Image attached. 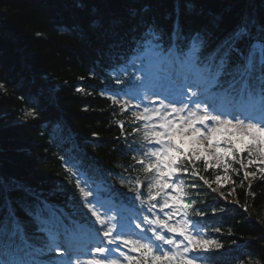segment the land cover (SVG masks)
Returning <instances> with one entry per match:
<instances>
[{
  "label": "snow or ice",
  "instance_id": "snow-or-ice-1",
  "mask_svg": "<svg viewBox=\"0 0 264 264\" xmlns=\"http://www.w3.org/2000/svg\"><path fill=\"white\" fill-rule=\"evenodd\" d=\"M195 8L194 0L178 2L167 28L132 8L110 33V83L100 94L123 117L116 140L130 158L114 173L120 187L108 186L114 206L103 207L79 172L83 199L60 181L45 187L0 175V264H212L213 253L224 249L202 231L223 234L190 190L202 181L247 212L235 187L219 189L264 182V15L249 12L219 36L214 20L181 23V10ZM7 87L0 81V89ZM23 115L27 122L40 113L29 108ZM65 166L73 167L66 159ZM232 211L211 208L213 216Z\"/></svg>",
  "mask_w": 264,
  "mask_h": 264
},
{
  "label": "trees",
  "instance_id": "trees-1",
  "mask_svg": "<svg viewBox=\"0 0 264 264\" xmlns=\"http://www.w3.org/2000/svg\"><path fill=\"white\" fill-rule=\"evenodd\" d=\"M181 5L183 0L178 1ZM174 0H0V175L13 176L34 185L50 186L60 181L70 194L82 199L63 155L71 150L84 165L95 166L102 177L120 187L117 175L130 158L118 150L115 125L123 117L110 109L100 90L110 83V33L121 21L130 19L135 8L165 28L175 17ZM193 12L181 10V23L198 27L216 21V34L230 31L249 12L264 15V0H194ZM84 4V7H78ZM74 25L80 29L75 30ZM82 33V34H81ZM104 78V79H101ZM77 87L82 91H77ZM91 92V95L88 93ZM29 108L37 119L23 115ZM238 167V166H237ZM213 178L211 173H202ZM242 173L234 179L239 183ZM192 198L203 201L210 225L221 226L223 234L209 231L224 243L222 256L214 264H264V182L248 181L243 187L225 185L227 194L235 187V199L248 211L211 193L202 181ZM216 186V185H214ZM246 191L255 193L245 195ZM231 200L232 198L229 197ZM234 211L213 216L212 207ZM229 229L232 235H228ZM235 240L237 243L232 245ZM219 253V252H217ZM216 254V253H213Z\"/></svg>",
  "mask_w": 264,
  "mask_h": 264
},
{
  "label": "bare ground",
  "instance_id": "bare-ground-1",
  "mask_svg": "<svg viewBox=\"0 0 264 264\" xmlns=\"http://www.w3.org/2000/svg\"><path fill=\"white\" fill-rule=\"evenodd\" d=\"M174 1L178 2L179 0H174Z\"/></svg>",
  "mask_w": 264,
  "mask_h": 264
}]
</instances>
